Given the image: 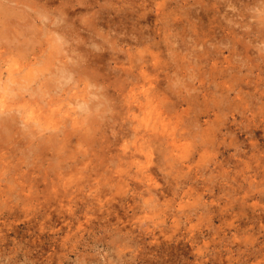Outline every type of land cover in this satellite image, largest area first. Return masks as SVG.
<instances>
[{"label":"rangeland","instance_id":"374dc122","mask_svg":"<svg viewBox=\"0 0 264 264\" xmlns=\"http://www.w3.org/2000/svg\"><path fill=\"white\" fill-rule=\"evenodd\" d=\"M152 1L0 0V264H264V0Z\"/></svg>","mask_w":264,"mask_h":264},{"label":"bare ground","instance_id":"6f19581e","mask_svg":"<svg viewBox=\"0 0 264 264\" xmlns=\"http://www.w3.org/2000/svg\"><path fill=\"white\" fill-rule=\"evenodd\" d=\"M144 1H147V0H144ZM150 1H151V2H155V1H152V0H150ZM0 11H1V10H0ZM156 11H157L156 14H157L158 16H160V15L162 14V13L160 12L159 8H157ZM263 11H264V10H263ZM263 11H261V12H263ZM145 14H146V9H145V12L142 13V17H145ZM233 70H236V69L234 68Z\"/></svg>","mask_w":264,"mask_h":264}]
</instances>
